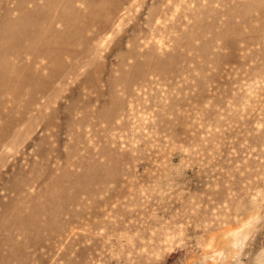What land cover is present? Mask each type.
Segmentation results:
<instances>
[{
    "label": "rangeland",
    "instance_id": "rangeland-1",
    "mask_svg": "<svg viewBox=\"0 0 264 264\" xmlns=\"http://www.w3.org/2000/svg\"><path fill=\"white\" fill-rule=\"evenodd\" d=\"M0 264H264V0H0Z\"/></svg>",
    "mask_w": 264,
    "mask_h": 264
}]
</instances>
